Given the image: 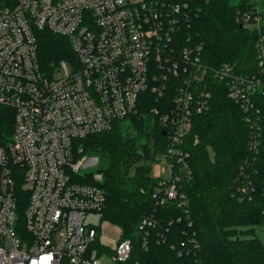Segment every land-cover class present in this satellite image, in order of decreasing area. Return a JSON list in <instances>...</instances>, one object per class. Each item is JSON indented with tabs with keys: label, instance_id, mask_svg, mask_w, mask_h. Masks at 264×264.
Instances as JSON below:
<instances>
[{
	"label": "built area",
	"instance_id": "1",
	"mask_svg": "<svg viewBox=\"0 0 264 264\" xmlns=\"http://www.w3.org/2000/svg\"><path fill=\"white\" fill-rule=\"evenodd\" d=\"M211 1L195 0L192 17L201 2ZM231 3L235 23L255 35L250 74L231 65L205 67L201 44L184 35L187 4L0 0V109L12 110L15 121L11 138L0 144V264H102L106 252L95 247L101 221L89 217L104 210L105 195L85 179L87 165L97 160L80 157L76 143L137 114L146 93L167 100L170 112L160 117L168 143L155 159L162 168L153 175L161 183L157 203L188 213L184 183L192 172L185 138L194 117L210 108L212 81L224 82L243 112L249 155L230 190L233 198L252 201L258 191L252 179L264 173V0ZM44 31L72 48V57L47 71L39 62ZM154 225L145 218L140 231L146 237ZM132 250L131 240H118L112 264L127 263Z\"/></svg>",
	"mask_w": 264,
	"mask_h": 264
},
{
	"label": "trees",
	"instance_id": "2",
	"mask_svg": "<svg viewBox=\"0 0 264 264\" xmlns=\"http://www.w3.org/2000/svg\"><path fill=\"white\" fill-rule=\"evenodd\" d=\"M148 1L162 8L187 4L182 10L188 13L190 25H185L184 35L199 41L206 68L216 70L231 65L236 72L249 74L255 70V35L235 23L236 10L231 0L201 2L197 17L191 15L192 8L197 7L195 0ZM70 57L69 40L47 31L39 34V62L44 70ZM211 91L209 110L194 117L185 138L192 172L184 183L188 213L172 203L161 206L154 196L161 183L153 176V162L168 143L160 121L162 115L170 113L168 106L164 108L167 100L146 93L137 114L109 132L76 143L80 157L97 160L95 171L87 172L85 179L104 192L101 222L107 220L120 226L119 240L132 242L131 258L124 264H264V244L254 234V227L264 223L260 192L264 173L252 179L258 190L252 201L232 197L230 187L249 155V130L243 112L229 98L226 84L212 81ZM14 122V112L2 107L0 144L11 138ZM250 170L252 174L253 166ZM94 176H101L100 181ZM148 217L154 219L155 225L145 237L140 225ZM101 235L102 229L95 247L99 254H111L112 249L101 242Z\"/></svg>",
	"mask_w": 264,
	"mask_h": 264
},
{
	"label": "rangeland",
	"instance_id": "3",
	"mask_svg": "<svg viewBox=\"0 0 264 264\" xmlns=\"http://www.w3.org/2000/svg\"><path fill=\"white\" fill-rule=\"evenodd\" d=\"M129 121H126L125 124H128ZM87 170L86 172H94L96 169V165L94 164H89L87 165ZM161 166L157 164L156 162H153V169L152 173L153 175L155 173H161ZM163 173V172H162ZM164 174V173H163ZM95 177V176H94ZM89 221H91L93 224H100L101 221V214H95L91 215L89 217ZM101 229H102V235H101V242L106 245L107 247L114 249L116 246V242L120 239L122 230L120 226L115 225L114 223H111L110 221H102L101 222ZM254 234L260 238L262 243L264 244V223L256 225L254 227ZM249 238V237H248ZM100 261L102 264H112V256L110 253H103V255L100 258Z\"/></svg>",
	"mask_w": 264,
	"mask_h": 264
}]
</instances>
